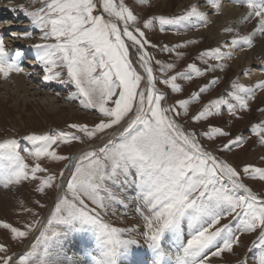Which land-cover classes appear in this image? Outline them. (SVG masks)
<instances>
[{
    "label": "snow or ice",
    "instance_id": "snow-or-ice-1",
    "mask_svg": "<svg viewBox=\"0 0 264 264\" xmlns=\"http://www.w3.org/2000/svg\"><path fill=\"white\" fill-rule=\"evenodd\" d=\"M146 2L140 0L141 4ZM233 2L247 9L240 23H255L244 35L226 27L224 31L234 35L223 47L250 48L257 37H264V0ZM206 4L215 13L222 8L220 0H206ZM12 10L22 13L44 41L31 45V66L39 69L37 75L42 81L73 86L75 91L66 99H79L84 109H96L103 117L91 128L80 123L67 127L89 140L114 126L119 128L106 141L101 137L102 146L89 147L73 157L58 154L53 146L83 143L80 135L71 131L27 134L23 139L32 145L26 151L36 161L34 165L25 162L17 139L0 141V158L4 161L0 165V186L7 189L23 181L40 180L35 189L39 193L59 189L54 207L43 219H33L23 230L0 222V227L10 230L13 240L39 232L36 243L18 259L0 243V264H209V253L219 256L232 252L241 242V233L257 230V239L264 247V199L241 180L242 175L264 180V168L247 165L243 173L239 172L207 150L195 131L178 123L177 118L188 115L189 105L199 101L209 85L174 104L167 103V93L157 87L160 82L179 93L182 87L178 80H192L193 75L214 71L220 65L209 61L230 59L231 52L212 48L198 57L207 68L202 70L191 63L186 71L169 76L175 65L154 60L146 51L151 42L145 30L152 29L155 22L161 32L166 26L199 29L210 23L206 11L192 4L178 15L146 19L141 28L139 17L124 0H29L28 7L21 3ZM32 35L31 30L20 34L29 39ZM184 46L164 45L160 51L173 52ZM182 55L177 52L178 58ZM24 60L25 52L9 50L0 34V77L25 73ZM153 61L164 74L160 81ZM216 82L214 79L210 84ZM257 89L264 90V80L255 87L234 81L226 95L204 104L191 119L201 121L219 115L222 106L233 115L248 109ZM251 131L260 135L264 144V123L253 125ZM227 135L215 126L203 133L209 140ZM242 143V137L237 136L216 151H231ZM45 158L68 163L58 173L49 172L39 162ZM37 173L48 174L40 177ZM128 190L133 193L131 197ZM126 200L137 204L136 212L144 224L139 236L134 235L135 229L114 227L107 219L115 215L114 205L126 206ZM36 204L44 207L39 200ZM228 217L231 219L223 223ZM76 236L82 245L81 254L69 255L66 244ZM243 264H247L246 259ZM258 264H264V252Z\"/></svg>",
    "mask_w": 264,
    "mask_h": 264
},
{
    "label": "rangeland",
    "instance_id": "rangeland-1",
    "mask_svg": "<svg viewBox=\"0 0 264 264\" xmlns=\"http://www.w3.org/2000/svg\"><path fill=\"white\" fill-rule=\"evenodd\" d=\"M199 1L205 0H192L179 8L182 0H168L167 2L166 0H147L144 4H141L140 0H124L133 10L134 14L139 17V26L141 28H143V21L146 19L159 15L181 14L192 4L201 5L202 3L200 2V4ZM221 1L223 5L227 3L230 7L246 10L245 12H247L245 6L235 3L233 0H220V2ZM164 2L167 4L166 6ZM21 3L26 7L29 6V0H19L15 2V4L6 3V0H0V5L2 4L0 6V34L4 36L5 44L9 50L21 49L25 52V73L29 72L32 75L34 74L38 82L32 83V80L35 81V79L31 77V81L28 80V82L24 83V90H27V93H23L18 92L13 82L0 81V141L9 138L17 139L20 153L25 157V162L29 165H34L36 161L28 155L26 150H31L32 145L30 142L23 139V137L32 132L43 134L57 131H71L80 135L84 141L83 143L72 141L70 144H60L58 147L55 145L53 146L56 148L58 154L69 157H72L79 149L86 150L88 147L102 146L101 137H103L105 141L110 137L111 132L119 126H114L104 133H99L97 137L91 140L84 137L82 133H77L75 129H69L67 127L68 124L71 123H80L87 124L91 128L95 123L103 119V117L96 109H84L80 105L79 99L73 101H68L66 99L69 93L75 91L73 86L45 83L42 81V77L37 75L39 69H33L31 66L34 56V50L31 48V45L44 43V41L40 39L39 31L31 28L29 21L22 13L12 10ZM32 7H39V5H33ZM211 26L212 23H209L206 30L210 29ZM228 26H231L229 21L221 28L222 30L218 29L217 35H219L220 32H222L220 35L230 34L224 33V29ZM28 30L33 32L32 37L30 39L21 38L20 34ZM145 31L147 38L151 42V44L146 47V51L154 57V60H160L165 64L173 63L175 65V67L167 73L169 76L175 75L177 72L186 71L187 66L191 63H195L202 70L207 68L208 65L198 58L200 54L216 47H220L223 52V50L226 49L223 46L226 43L228 44V42H224L223 45L218 44L217 41L219 40V36L218 38H211V36L206 35L205 32H203L205 34L201 32L200 36V34H197L195 30L192 29L178 30L173 26H166V30L161 32L158 22H155V26L152 29ZM13 33H16L17 36L14 37L12 35ZM189 39L196 41V43L186 44L185 42ZM175 44H182L185 46L173 52L160 51V48L164 45L171 47ZM151 45H155L156 47H152ZM238 49L241 48L238 47ZM249 49H251V47ZM177 52H181L183 55L178 58ZM236 58L239 59L238 56ZM237 59H232L230 62H224L225 60H210L209 64H219L220 66L214 71L204 72L201 76L197 77L193 75L192 80H178L177 82L182 87V91L179 93H173L170 88L160 82L157 83V87L160 88L161 91L167 93V103L174 104L176 100L187 99L193 92L198 91L200 87L209 85L208 91L201 94L200 100L189 105L188 115H182L177 118L178 123L183 125L188 131H195L197 138L207 150L213 151L221 160L228 162L239 172L243 173V168L247 165L256 168H264V144L260 142V135L251 131L253 125L264 123V111H261V109H264V99L260 96L261 90H257L255 98L249 102L248 109H240L234 115L228 112L226 106H222L219 115L210 116L206 120L201 121H193L191 119L204 104H207L210 100L218 99L222 95H226L227 92L231 90V85L234 81H238L247 87H255L259 80H264L261 77L255 76L252 78L250 76V74L252 75V69L254 70L252 66H248V70L245 72L234 69L233 66ZM259 60L262 65L264 59ZM159 67L160 66L156 65L153 61V68L158 81L164 78V74L159 71ZM13 75L17 77L19 74ZM26 75L30 76L29 74ZM262 75H264V72H262ZM214 79L217 82L215 84H210ZM29 82H31V84ZM32 85H37L40 88L41 86L42 88L46 86L44 89L50 90V94L40 91L42 88L39 89L37 87L40 91L39 93ZM57 92H59V95L56 94ZM180 111L182 112V110ZM209 126L219 127L229 135L216 136L209 140L203 136V133L209 131ZM237 136L242 137V144L232 147L231 151H216V149L222 148L224 144L228 143L229 140H234ZM39 162L41 166L46 167L49 172L57 173L63 168L64 164L68 163V161H53L47 158ZM3 163V159L0 158V164L2 165ZM47 174L48 173H37V176L43 177ZM241 180L253 193L261 199H264V180L243 175L241 176ZM39 183L40 180H28L18 185H10L7 189L0 186V222L10 223L14 227L23 230L26 223H31L35 218H41L45 211L46 213L48 212L49 206L54 207L58 189L48 188L45 190V193H39L35 191ZM128 195L129 197L133 195L131 190H128ZM37 200L44 205L43 208L36 204ZM136 207L137 204L133 200H126V206L115 204V215L110 214L107 219L114 227L135 229L134 235L139 236L144 230V224L141 217L136 212ZM26 209H31V212L26 211ZM33 213H38L39 216L34 217ZM228 219H231V217L226 218L222 222L226 223ZM35 233L36 232L29 234L26 238L13 240L10 230L0 227V243L8 247L9 255H13L14 259H18L20 255L29 250L32 244L36 243V237L33 238ZM258 235V230L252 233H241V242L233 246L232 252L225 251L219 256H211L209 253V264H243L245 259L247 264H258V257L264 252V247L260 245L257 239ZM28 241L32 242L30 246L25 249V244ZM79 241V237L76 236L67 244L74 245ZM254 241L255 243H253ZM214 250L215 249H213V251Z\"/></svg>",
    "mask_w": 264,
    "mask_h": 264
},
{
    "label": "bare ground",
    "instance_id": "bare-ground-1",
    "mask_svg": "<svg viewBox=\"0 0 264 264\" xmlns=\"http://www.w3.org/2000/svg\"><path fill=\"white\" fill-rule=\"evenodd\" d=\"M18 1L19 0H6V3H10V4L11 3H14L15 4V2H18ZM167 1L168 0H166V2ZM191 1L192 0H182L181 5L179 6V8L183 7L185 4H187V3L191 2ZM195 1H197V0H195ZM199 3L201 4V5H199L200 10L207 12L209 21H210V23H212V26H211L210 29H207V30H206V28L208 26L207 27H203V28H199V29H192V30H195V32L197 34H200L201 32L202 33L205 32L206 35L211 36V38H214V37L218 38V36H219V40L217 41L218 44H222L223 45L224 42H228V44H230V42H231L230 39L233 38L234 33H230L228 35H222V34L220 35V33H222V32H220L219 35H217L218 29H221L222 27H224V25L226 24L227 21H229L231 27L236 28L240 32L241 35H244L247 32H249L252 29L253 24L255 23V20L250 21V22L240 23V21H241L240 19H242L243 16L246 14V12H245L246 10H240V9H237V8H234V7H230V5H228L227 3L225 5H223L222 4V1H221L222 8H221V10H220L219 13H215L211 9V7H209L206 4V0L205 1H199ZM166 5L167 4L165 3V6ZM180 33H183V32H180ZM205 33H203V34H205ZM224 33H225V31H224ZM186 36H188V35H186ZM200 36H201V34H200ZM246 47L247 46L243 47V50L238 49V47L237 48H226V49H224L223 52H229V51L231 52V58L228 59V60H225L224 62H230V60H232V59H237L236 57L238 56L239 59H237L236 63L233 66L234 69L242 70V71L245 72V71L248 70V66H252V67H254V70L252 69V75L250 74V76L252 78L255 77V76H257V77H261L262 79H264V75H262V72H264V60H263V64L262 65H261L260 60H259V59H264V37H257V39L254 42L253 48L251 47V49H249L248 47L247 48ZM231 63H233V62H231ZM227 65H229V64H227ZM258 65H261V66L260 67H257ZM137 70L138 71H141V74H143L142 70L139 69V67H137ZM249 72H250V69H249ZM31 77H32V79H35V81L32 80ZM28 80H30V81L32 80V83H34V82L37 83L38 82V80L35 78V75L34 74L33 75L31 74L30 76H28L25 73H21L17 77H15V75H11L7 79L0 77V81H3V82L4 81L13 82L14 85H16V87L18 89V92H23V93H27V90H24L25 89L24 83L25 82H28ZM29 83L31 84V82H29ZM32 86H34L33 88L35 90H37L39 93H40V91H43L44 93L46 92V93H49L50 94V92H49L50 90L44 89L46 86H44V88H42V86H41L42 90H40V91H39V89H41V88L38 87L37 85L36 86L35 85H32ZM142 86H143V84H142ZM257 90H259V91L261 90V94L260 93L259 94L262 97V99H264V90H262V89H257ZM257 90H256V92H257ZM118 128H116L114 131H112L111 134H110V136H112L114 133H116L117 130H118ZM81 151H82V149L77 150L73 154V156H77ZM246 187H248V186H246ZM58 192H59V189H58ZM50 207H52V206H49V208ZM47 214H48V212L46 213V211H45V213H44L45 216L44 215L43 216L46 217ZM42 217L40 219H42ZM36 233H35V236L33 238H35L36 236L39 235V232H36ZM31 242L32 241H28L25 244V246H26L25 249H27L30 246ZM81 246L82 245H81V242L80 241L79 242H76L74 245L73 244L72 245L66 244V247L69 249L68 254L69 255H73V254L80 255L81 253L79 252V248Z\"/></svg>",
    "mask_w": 264,
    "mask_h": 264
},
{
    "label": "water",
    "instance_id": "water-1",
    "mask_svg": "<svg viewBox=\"0 0 264 264\" xmlns=\"http://www.w3.org/2000/svg\"><path fill=\"white\" fill-rule=\"evenodd\" d=\"M106 141V140H105ZM89 148V147H88Z\"/></svg>",
    "mask_w": 264,
    "mask_h": 264
}]
</instances>
